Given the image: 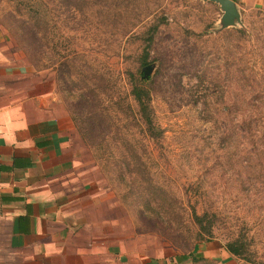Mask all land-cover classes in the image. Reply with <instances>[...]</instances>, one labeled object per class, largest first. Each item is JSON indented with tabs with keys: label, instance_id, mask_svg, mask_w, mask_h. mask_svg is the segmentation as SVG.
<instances>
[{
	"label": "rangeland",
	"instance_id": "rangeland-1",
	"mask_svg": "<svg viewBox=\"0 0 264 264\" xmlns=\"http://www.w3.org/2000/svg\"><path fill=\"white\" fill-rule=\"evenodd\" d=\"M23 2L34 0H0V24L31 66L55 65L71 121L136 233L181 255L237 240L254 264H264V49L254 39L264 36V3L249 8L234 0L238 19L225 27L220 6L208 0H47L43 40ZM65 55L72 66L83 63L91 89L98 85L104 116L92 114L93 98L79 89L81 78L69 75ZM145 65L142 85L160 132L154 141L117 108H134L124 95ZM244 111H256L252 139L239 128ZM127 145L161 192L150 196L138 180L108 179L98 166L93 147L115 160L130 154ZM219 262L247 264L230 254L195 264Z\"/></svg>",
	"mask_w": 264,
	"mask_h": 264
},
{
	"label": "crops",
	"instance_id": "crops-1",
	"mask_svg": "<svg viewBox=\"0 0 264 264\" xmlns=\"http://www.w3.org/2000/svg\"><path fill=\"white\" fill-rule=\"evenodd\" d=\"M227 254L165 253L136 233L78 135L55 71L31 66L0 24V264H195Z\"/></svg>",
	"mask_w": 264,
	"mask_h": 264
},
{
	"label": "trees",
	"instance_id": "trees-1",
	"mask_svg": "<svg viewBox=\"0 0 264 264\" xmlns=\"http://www.w3.org/2000/svg\"><path fill=\"white\" fill-rule=\"evenodd\" d=\"M25 7L26 12L31 15L30 21L32 23V27L34 30L37 31V33L40 35L43 40L46 38V31H47V23L49 21L48 18V10H47V0H34V2H23L22 5ZM69 8L73 9V6H68ZM156 29V27L153 29V31ZM238 32V31H237ZM239 34H242L243 36H246L247 38L252 37L253 34H248L245 31H239ZM45 36V37H44ZM255 42H259L262 49H264V36L259 37L255 34L254 36ZM46 42V40H45ZM148 47V44L144 47L143 52L146 54V48ZM73 56L75 51L70 52ZM72 56L66 58L65 67L69 71V75L73 73L76 77L81 78V82H83L82 86H79V89H82L85 94H87L89 97L93 98V115L96 114L103 115L105 108H103L102 103L103 101L98 100L96 93H94L96 90L98 91L97 86H91L90 88V79L91 76L89 74V71L84 67L82 63L81 66L75 67L72 66ZM146 66V65H145ZM55 65L48 66L47 68L53 69ZM46 68V69H47ZM75 68V70H74ZM44 69V68H42ZM141 70V69H140ZM57 76V75H56ZM98 77V76H97ZM58 80V76H57ZM144 81L141 80H135L132 76H130L129 80V90L128 93H125V98H130L131 102L134 105V108L131 107L130 103H125L120 105L117 103V108L119 110H122L123 112L127 111L129 113V117L132 118V120L139 123L140 127L143 129V134L147 136L148 139L155 140L159 138L160 132L155 130V125L152 119V113L150 108V96L148 90H146L142 83ZM100 86V85H99ZM86 95V96H87ZM100 104V108H99ZM136 116V117H135ZM256 117V111H244L241 113V117L239 120V128L241 133L245 131L243 134L244 136L248 135L251 139L254 138V129L255 126H252V124L255 125V122H257ZM137 121V122H136ZM118 131V128H116ZM119 134V132H118ZM230 135L225 138V140H229ZM128 144L125 141H122L119 145H125ZM123 147V146H122ZM130 148L131 150H128ZM103 152L106 150L101 149ZM123 150L130 151V154L121 155L119 159H111L109 155H103V153H99L98 149L96 147H93V155L94 158L98 164V166L101 168V170L107 175V178H111L112 176L115 179H123L124 177L130 179V183H132L135 180H138L142 184V189H145L148 191V195L152 196L155 191L161 190L156 186L154 183L149 182V166L139 156L135 151H133V148L130 145H127L126 149L123 148ZM132 151V152H131ZM149 187V190L147 189ZM159 189V190H158ZM124 194V192H123ZM128 194V193H127ZM129 195V194H128ZM146 200V198H143ZM198 225H201V222L199 218L195 217ZM224 250L230 254L233 257L244 259V261L247 262V264H254V260H252L249 252V248L247 244H238L237 240L231 241L227 243L224 246Z\"/></svg>",
	"mask_w": 264,
	"mask_h": 264
},
{
	"label": "water",
	"instance_id": "water-1",
	"mask_svg": "<svg viewBox=\"0 0 264 264\" xmlns=\"http://www.w3.org/2000/svg\"><path fill=\"white\" fill-rule=\"evenodd\" d=\"M217 3L220 6V9L222 11V16H221V22L225 27L231 26L235 20L238 19V13L235 8L234 3L231 0H208ZM149 66H143L141 68V73L142 76L140 77L141 79L144 78L149 71Z\"/></svg>",
	"mask_w": 264,
	"mask_h": 264
}]
</instances>
